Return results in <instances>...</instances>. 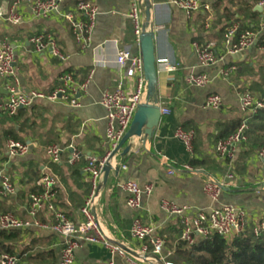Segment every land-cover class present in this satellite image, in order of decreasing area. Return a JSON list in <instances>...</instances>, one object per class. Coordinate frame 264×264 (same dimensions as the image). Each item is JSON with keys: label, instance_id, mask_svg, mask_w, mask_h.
I'll list each match as a JSON object with an SVG mask.
<instances>
[{"label": "crops", "instance_id": "crops-1", "mask_svg": "<svg viewBox=\"0 0 264 264\" xmlns=\"http://www.w3.org/2000/svg\"><path fill=\"white\" fill-rule=\"evenodd\" d=\"M12 1L0 0V11L8 12ZM80 1L83 0H63L61 11L73 10ZM150 1L157 60L168 58L179 65L171 79L166 64L157 63L158 104L161 108L170 109V114L162 115L153 138L143 143L141 138L134 137L125 143L113 160V166L118 167L119 172L113 170L107 185L101 188L97 214L107 234L132 252L138 251L142 245L131 235L133 221L139 215L164 240L163 256L175 264H186L176 253L177 243L181 240V218L163 211L162 200L186 207L192 214L232 204L247 211L250 228L264 221V168L258 152L251 150L245 142L239 146L232 159L220 156L215 150L228 124L243 121L246 116L240 108L239 93L250 91L260 96L253 87L254 83L261 81L263 75L257 73V63L264 60V52L254 47L238 57L227 56L224 62L203 68L194 51L193 42H215L216 53L224 55L226 49L223 46V34L226 26L232 22L238 23L239 18L241 23L251 21L241 12L238 13L242 3L237 0L236 3L217 0L211 14L199 12L188 17L172 0ZM242 1L255 10L259 0ZM97 5L99 15L87 48L81 47L71 26L60 15L35 17L31 2L18 9L22 17L19 25L12 26L0 19V43L8 38L15 47L16 70L23 91L35 90L50 94L61 87V78L65 74H71L77 85L88 82L86 90L78 96L81 104L79 107L64 100H40L26 108L25 115L13 119L19 121L20 125L0 126L1 134L7 129L16 128L25 140L24 143L31 147L27 155L10 158L7 142L11 139H8L0 152V171L8 173L16 186L14 195L0 198V216L12 213L29 224L17 230L21 232L19 240L13 241L17 257L29 246L24 255L29 260L19 258V264H59L64 239L36 225V222L53 223L54 216L45 210L32 217L29 213V195L37 190V179L44 173L50 174L57 181V208L72 221H83L81 208L91 190L85 172L86 156L101 158L108 149L107 111L101 103L102 96L119 87L127 94L134 93L137 88V79L126 77L125 70L116 64L117 53L122 48L130 49L135 55L141 54L135 24L128 15L130 0H97ZM143 7L145 21V1ZM226 7L236 14L230 21L225 15ZM255 11L260 15L252 20V27L256 26L254 30L262 31L261 36L264 37V13ZM40 35L52 38L69 59L63 61L55 57L50 48L37 50L31 39ZM230 65H235L236 71L228 76L219 73ZM262 68L264 64L260 65L259 71ZM193 72H205L212 81L204 87L190 85L187 77ZM7 84L8 79L0 77V104L7 98ZM211 94L222 97L221 109L203 107ZM6 120L12 121L0 111V124ZM178 128L194 132L192 150L175 137ZM53 144H60L64 148L62 160L58 163L52 162L47 153L48 147ZM129 145L130 149L122 154ZM72 146L83 154L74 163H70ZM164 157L168 158V165ZM184 165L192 166L196 172L182 170L174 175L169 174L170 167L180 170ZM230 174L232 178H228ZM210 176L226 184L218 202L213 201L204 191L205 181ZM124 180H133L140 185H155L153 193L143 197V208L139 212L127 205V195L122 188ZM18 244L22 246L20 249ZM110 260L113 264H134L126 257L112 255L100 243L89 242H84L77 249L74 264H97Z\"/></svg>", "mask_w": 264, "mask_h": 264}, {"label": "built area", "instance_id": "built-area-1", "mask_svg": "<svg viewBox=\"0 0 264 264\" xmlns=\"http://www.w3.org/2000/svg\"><path fill=\"white\" fill-rule=\"evenodd\" d=\"M62 1L13 0L11 9L8 12L0 11V19L5 20L12 26L19 25L22 17L18 9L21 5L31 2L35 17L47 18L54 14L60 15L71 26L73 34L81 47L87 48L91 43L99 15L97 0L80 1L73 10L67 12L61 11ZM216 1L172 0L188 17L199 12L211 14L213 4ZM130 4L131 9L128 15L135 24V34L139 42L144 23V0H130ZM257 5L263 7L264 13V0H259ZM239 29V23L237 22H232L226 26L223 34V46H225L226 52L222 56L216 53L215 48L217 45L215 42L206 44H201L198 41L193 42V48L201 67L210 68L216 66L224 62L227 56L242 55L254 47H258L260 51L264 52L262 31H255L254 29L240 31ZM31 42L35 44L39 51L50 48L55 57L63 61L69 59V56L65 55L50 37L35 36L31 39ZM100 62L103 63L102 61ZM157 62L166 64V70L170 74V78L173 79V74L178 70L179 65L171 62L168 58L159 59ZM116 64L120 69L125 70L126 77L136 78L138 84L134 93L127 94L122 90V87H119L116 91L105 92L102 96L101 103L107 111L106 140L108 149L106 155L101 158L93 155L86 156L85 172L88 175L91 190L81 208L83 221L76 223L57 208V181L55 177L47 173H44L39 179L40 191L29 195V213L32 217H36L45 210L53 214V223L42 224L36 222V225L63 237L64 244L59 264H74L75 253L84 242L100 243L112 255L117 254L126 257L134 264H175L163 256L164 240L156 235L154 228L145 223L139 215L133 221L131 235L134 239L140 241L142 245L138 251L132 252L107 234L97 214L101 186L104 179V166L111 152L116 149L129 130L138 106L147 101V80L145 78L142 54L135 55L130 49L122 48L117 53ZM236 69L235 65H230L221 69L219 73L223 76H228ZM0 77L8 79L6 86L7 98L0 104V111L8 115H15L21 108H30L40 100L52 102L64 100L74 107H79L81 104L78 96L88 86V82L75 84L72 75L65 74L61 78V87L50 94L35 90L23 91L16 70L15 47L8 38H5L0 43ZM211 81L212 78L205 72H193L187 77L188 84L198 87H204ZM239 102L240 108L246 116L235 133L218 140L216 143L215 150L222 157L231 159L235 157L239 146L247 141L245 132L248 128L249 116L255 114L258 110L264 109V98L257 97L250 91L239 93ZM203 107L214 110L221 109L223 107V99L218 94H211L205 100ZM161 114H170V109L161 108ZM175 137L184 142L189 150H192L194 132L178 128ZM30 148L28 143L21 141L11 139L7 142V151L10 158L25 156L30 152ZM72 150L70 163L78 161L83 156L82 152L76 150L73 146ZM63 152L64 148L60 144H53L47 149L49 158L54 163L61 161ZM258 157L262 161L264 168V148L259 150ZM164 159L165 164L168 165V158L164 157ZM182 170L196 172L192 166L184 165L180 170L170 167L169 174L174 175ZM232 177V174L228 176V178ZM225 185L223 181L210 176L205 181L204 191L213 201L218 202ZM154 187L153 183L140 185L133 180H124L122 188L127 195V205L132 210L139 212L143 208V197L151 195ZM15 193L16 186L11 176L4 171H0V198L10 197ZM161 208L168 214L177 215L181 218V240L189 245L193 244L198 237L207 238L213 234H218L231 238L246 232L250 228V218L247 211L243 207L232 204L219 205L207 212L201 211L192 214L188 211V208L177 206L173 202L164 199L161 201ZM28 225V223L12 213H4L0 216V231L23 229ZM252 232L256 237L264 234V221L253 226ZM0 264H19V258L14 254L4 253L0 257ZM97 264H113V261Z\"/></svg>", "mask_w": 264, "mask_h": 264}, {"label": "trees", "instance_id": "trees-1", "mask_svg": "<svg viewBox=\"0 0 264 264\" xmlns=\"http://www.w3.org/2000/svg\"><path fill=\"white\" fill-rule=\"evenodd\" d=\"M242 3L240 12L245 18L250 19V22L241 23L238 19L239 30L255 29L256 26L253 19L259 17V13L254 10V7L247 4L245 1L237 0ZM231 3H236L235 0H231ZM225 15L228 21L231 20L234 15L227 7L225 8ZM244 18V19H245ZM264 20V15H263ZM253 90L258 92L261 98H264V74L261 77L260 82L254 83ZM26 114V108H21L15 115H8L9 120H13L18 116ZM242 124V120L233 121L228 124L225 131L222 133V139L228 137L232 133H235ZM16 128L7 129L3 134L0 133V152L4 147V142L8 139H13L21 142L25 140L19 135ZM247 141L245 144L249 146L251 150H259L264 148V109L258 110L255 114L249 116L248 128L245 132ZM194 144V139L193 143ZM194 146V145H193ZM62 160V159H61ZM194 164V163H193ZM37 191L40 190L39 178L36 181ZM32 192V193H35ZM21 232L17 230H1L0 231V254L8 253L17 255L13 241L19 240ZM29 246L25 247L18 258L29 260L27 254ZM176 253L185 261L186 264H264V234L256 237L252 228H248L246 232L233 236L231 239L223 237L218 234H213L207 238L198 237L196 241L189 245L188 243L180 240L176 246Z\"/></svg>", "mask_w": 264, "mask_h": 264}, {"label": "water", "instance_id": "water-1", "mask_svg": "<svg viewBox=\"0 0 264 264\" xmlns=\"http://www.w3.org/2000/svg\"><path fill=\"white\" fill-rule=\"evenodd\" d=\"M145 1V21L143 23V30L139 36L141 54L143 57L145 78L147 80V101L141 103L134 115L133 121L129 130L126 132L122 140L119 142L116 149H114L104 166V179L101 188L107 185L110 173L115 170L119 172V168L113 166V160L119 155L121 149L129 140L134 137H139L145 143L148 139L153 138L155 132L160 124L162 114L161 107L158 104V69L157 57L155 50L156 33L151 25V1ZM255 10L263 12V7L256 6ZM239 56V55H238ZM236 56V57H238ZM130 149V145L125 148L122 154Z\"/></svg>", "mask_w": 264, "mask_h": 264}, {"label": "rangeland", "instance_id": "rangeland-1", "mask_svg": "<svg viewBox=\"0 0 264 264\" xmlns=\"http://www.w3.org/2000/svg\"><path fill=\"white\" fill-rule=\"evenodd\" d=\"M257 64H259V67H260V65L261 64H264V60H261V61H259ZM258 66V65H257ZM259 67H257V69H258V71H257V73H262V74H264V68H262V70L260 69V71H259ZM247 75H250V74H247ZM253 87V86H252ZM256 93H258L257 91H256ZM259 94V93H258ZM260 95V94H259ZM260 97V96H259ZM8 124H11L12 126L11 127H14L16 124H21L19 121H8V120H6L4 123H2V124H0V126H8ZM10 128V127H9ZM24 129V128H23ZM23 131H25V129L23 130ZM19 245V244H18ZM20 246L21 245H19L18 246V249H20ZM22 247V246H21Z\"/></svg>", "mask_w": 264, "mask_h": 264}]
</instances>
